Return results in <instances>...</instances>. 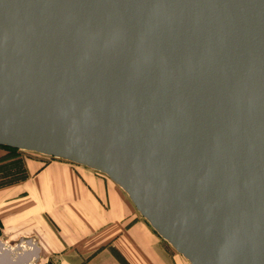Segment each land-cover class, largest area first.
<instances>
[{
	"label": "water",
	"instance_id": "water-1",
	"mask_svg": "<svg viewBox=\"0 0 264 264\" xmlns=\"http://www.w3.org/2000/svg\"><path fill=\"white\" fill-rule=\"evenodd\" d=\"M0 147L106 175L190 264H264V0H0Z\"/></svg>",
	"mask_w": 264,
	"mask_h": 264
},
{
	"label": "crops",
	"instance_id": "crops-1",
	"mask_svg": "<svg viewBox=\"0 0 264 264\" xmlns=\"http://www.w3.org/2000/svg\"><path fill=\"white\" fill-rule=\"evenodd\" d=\"M39 156L50 162L22 187L24 200L8 207L27 209L12 223L33 218L39 225L33 231L45 244L38 264H189L107 176ZM43 214L57 227H43Z\"/></svg>",
	"mask_w": 264,
	"mask_h": 264
},
{
	"label": "rangeland",
	"instance_id": "rangeland-1",
	"mask_svg": "<svg viewBox=\"0 0 264 264\" xmlns=\"http://www.w3.org/2000/svg\"><path fill=\"white\" fill-rule=\"evenodd\" d=\"M39 157L36 153L0 147V238L8 240L10 244H16L22 237H34L40 246L44 247V240L37 233L39 231H33L39 230V225L33 218L16 224L11 222L12 217L26 213L27 209L24 207L8 209L9 206L24 200L26 196L21 191L22 187L29 180L35 179L50 162ZM41 157L46 158V156ZM43 218L47 223L43 224V227H57L45 214ZM145 222L148 224L147 221Z\"/></svg>",
	"mask_w": 264,
	"mask_h": 264
},
{
	"label": "trees",
	"instance_id": "trees-1",
	"mask_svg": "<svg viewBox=\"0 0 264 264\" xmlns=\"http://www.w3.org/2000/svg\"><path fill=\"white\" fill-rule=\"evenodd\" d=\"M8 149H11V148H8ZM16 150V149H15ZM149 224V223H148Z\"/></svg>",
	"mask_w": 264,
	"mask_h": 264
},
{
	"label": "bare ground",
	"instance_id": "bare-ground-1",
	"mask_svg": "<svg viewBox=\"0 0 264 264\" xmlns=\"http://www.w3.org/2000/svg\"><path fill=\"white\" fill-rule=\"evenodd\" d=\"M102 174V173H101ZM104 175V174H103ZM106 176V175H105Z\"/></svg>",
	"mask_w": 264,
	"mask_h": 264
}]
</instances>
